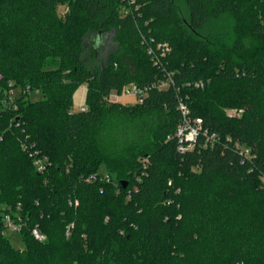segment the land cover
<instances>
[{
	"label": "trees",
	"instance_id": "obj_1",
	"mask_svg": "<svg viewBox=\"0 0 264 264\" xmlns=\"http://www.w3.org/2000/svg\"><path fill=\"white\" fill-rule=\"evenodd\" d=\"M177 1L0 0V264H264V0ZM131 84L141 102L111 99ZM180 99L216 135L185 153Z\"/></svg>",
	"mask_w": 264,
	"mask_h": 264
},
{
	"label": "built area",
	"instance_id": "obj_2",
	"mask_svg": "<svg viewBox=\"0 0 264 264\" xmlns=\"http://www.w3.org/2000/svg\"><path fill=\"white\" fill-rule=\"evenodd\" d=\"M162 54L166 55L169 52L168 46L164 45L162 48ZM159 88H166L168 87V83L162 82L158 85ZM15 90L10 91L9 96L12 98ZM35 94L38 92H34ZM123 93L126 94H133L137 97L138 101L141 102L143 98L148 94L146 88H138L137 86L131 84L128 85L123 91ZM122 95H119L114 92V94L111 95V99L114 101H118L119 97H122ZM13 100V98H12ZM179 109L181 111V121L179 125L177 126L174 136L177 139V149L181 153L188 152V150H192L194 146L196 145L198 139L201 136V133L207 134V131L204 129V120L201 118H194L191 114V110L189 106L184 102L183 99H180L178 102ZM81 111H86V106H82L80 108ZM244 110L241 109H235V108H229V110L226 111V115L228 118H240L243 114ZM208 135V134H207ZM209 141H214L216 139V135L213 134L211 136L208 135ZM23 149L28 150V147L26 144H23ZM30 155L34 158V165L36 169L40 173H45V171L48 170V159L46 157H40L38 152H30ZM96 179H98L97 175L91 174L88 176L86 181L93 182ZM108 175H103V177L100 180L110 181ZM4 227L5 230H9L12 232H21L24 228L25 222L23 217L18 214L16 216H13L11 213H5L4 214ZM67 235L70 234V228L68 229ZM32 236L38 240V241H45L46 236L41 232V229L38 225H35V227L32 230Z\"/></svg>",
	"mask_w": 264,
	"mask_h": 264
},
{
	"label": "rangeland",
	"instance_id": "obj_3",
	"mask_svg": "<svg viewBox=\"0 0 264 264\" xmlns=\"http://www.w3.org/2000/svg\"><path fill=\"white\" fill-rule=\"evenodd\" d=\"M177 5L180 7L181 9V13L186 15L187 14V5H185L184 0H178L177 1ZM58 12L59 14H65L67 13L68 10V6L67 5H62L60 4L58 6ZM93 38L94 41H92L90 44L86 46V61L91 64L94 60L95 57H98V55H104L108 52V50L110 49V47L112 46L111 41H110V37H107L106 35H100V36H94ZM19 88L15 89V94L19 92ZM124 91V90H123ZM87 86L85 85H81L79 86L75 92L73 93V103H74V110H80V108L82 106H85V100L87 97ZM14 95V94H13ZM30 99L32 101H36V100H40L42 99V95L40 93H31L30 94ZM13 98V96H12ZM138 101L137 97L134 96L133 94H126L123 93L122 97H119L118 102L121 103L122 105H132V104H136ZM1 109V107H0ZM100 174L102 173H106V170H104L103 168L100 170L99 172ZM5 236L8 237L9 242H11L12 246L16 249V250H23L25 248V241H23V237L21 235V233L19 232H12L9 230H5Z\"/></svg>",
	"mask_w": 264,
	"mask_h": 264
},
{
	"label": "crops",
	"instance_id": "obj_4",
	"mask_svg": "<svg viewBox=\"0 0 264 264\" xmlns=\"http://www.w3.org/2000/svg\"><path fill=\"white\" fill-rule=\"evenodd\" d=\"M112 94H114V93H112Z\"/></svg>",
	"mask_w": 264,
	"mask_h": 264
}]
</instances>
